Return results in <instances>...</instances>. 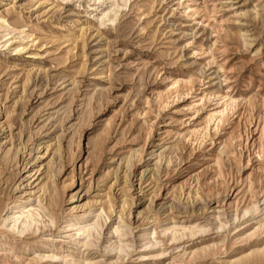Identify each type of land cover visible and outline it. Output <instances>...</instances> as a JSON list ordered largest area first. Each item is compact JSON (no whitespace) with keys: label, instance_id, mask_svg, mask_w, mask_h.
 I'll return each mask as SVG.
<instances>
[{"label":"rangeland","instance_id":"rangeland-1","mask_svg":"<svg viewBox=\"0 0 264 264\" xmlns=\"http://www.w3.org/2000/svg\"><path fill=\"white\" fill-rule=\"evenodd\" d=\"M0 264H264V0H0Z\"/></svg>","mask_w":264,"mask_h":264},{"label":"bare ground","instance_id":"bare-ground-1","mask_svg":"<svg viewBox=\"0 0 264 264\" xmlns=\"http://www.w3.org/2000/svg\"><path fill=\"white\" fill-rule=\"evenodd\" d=\"M18 207H19V206H18ZM20 207H21V206H20ZM27 220H28V218H27ZM27 220H26V221H27ZM15 221H16V220H15ZM26 223H29V221H28V222H26Z\"/></svg>","mask_w":264,"mask_h":264}]
</instances>
